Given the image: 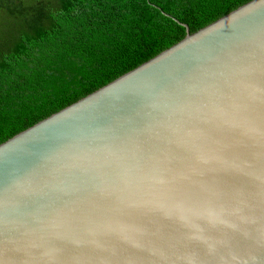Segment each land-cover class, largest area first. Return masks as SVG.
Masks as SVG:
<instances>
[{
	"label": "water",
	"instance_id": "water-1",
	"mask_svg": "<svg viewBox=\"0 0 264 264\" xmlns=\"http://www.w3.org/2000/svg\"><path fill=\"white\" fill-rule=\"evenodd\" d=\"M185 27L0 143V264H264V0Z\"/></svg>",
	"mask_w": 264,
	"mask_h": 264
},
{
	"label": "trees",
	"instance_id": "trees-1",
	"mask_svg": "<svg viewBox=\"0 0 264 264\" xmlns=\"http://www.w3.org/2000/svg\"><path fill=\"white\" fill-rule=\"evenodd\" d=\"M248 1L0 0V143Z\"/></svg>",
	"mask_w": 264,
	"mask_h": 264
}]
</instances>
